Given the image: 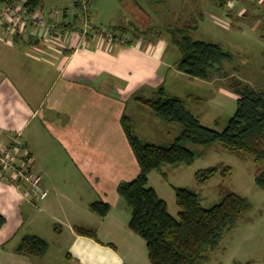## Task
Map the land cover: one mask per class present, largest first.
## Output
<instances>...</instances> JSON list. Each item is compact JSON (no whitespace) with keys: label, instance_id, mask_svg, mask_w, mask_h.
Returning a JSON list of instances; mask_svg holds the SVG:
<instances>
[{"label":"crops","instance_id":"1","mask_svg":"<svg viewBox=\"0 0 264 264\" xmlns=\"http://www.w3.org/2000/svg\"><path fill=\"white\" fill-rule=\"evenodd\" d=\"M37 1L47 12L61 8L52 7L55 1L65 10L75 4V0ZM229 2L222 0L219 6L228 9ZM115 31L126 42L111 45L92 37L74 50L0 28V147L19 137L48 191L47 198L38 200L26 185L0 179V216L5 218L0 264H152L146 241L130 228L132 210L118 192L122 182L136 179L141 171L124 116L133 127L138 125V133L156 124L170 133L167 126L173 124L137 100L153 98L161 87L188 108L186 99L195 102L189 109L204 125L220 119L219 108L202 110L203 97L169 93L165 67L185 83L209 78L192 77L167 61L166 43L131 34L125 26ZM158 193L178 219L179 206H171ZM97 201L111 205L107 216L93 210ZM77 228L95 231L97 239L78 233ZM29 235L49 243L44 256L17 251ZM63 238L68 240L59 242L62 250L50 244Z\"/></svg>","mask_w":264,"mask_h":264},{"label":"rangeland","instance_id":"2","mask_svg":"<svg viewBox=\"0 0 264 264\" xmlns=\"http://www.w3.org/2000/svg\"><path fill=\"white\" fill-rule=\"evenodd\" d=\"M229 1L230 9L219 6L222 0H92V21L105 31L115 32V27L125 26L131 34L140 33L156 43H166V60L175 65L182 57L180 48L173 42L171 31L175 29L194 27L191 35L195 40L218 44L230 53L232 58L212 69L203 83L192 79L185 83L167 67L162 71L170 94L203 97L202 110L211 112L219 108L220 119L205 126L223 131L238 108L239 96L233 84L241 81L257 90L264 89V0ZM52 7L63 6L55 1ZM186 100L189 108H194L195 102ZM137 126L132 129L139 139L156 145L171 144L182 130L179 124L167 126L171 127L170 133L159 124L149 125L143 130L149 136L144 137L142 130L137 132ZM188 146L197 154L195 162L164 166L162 173L153 174L150 187L166 196L176 208L174 187L196 192L205 208L218 204L229 191L245 198L249 209L219 247L207 254L203 264H264V189L257 183L264 163L255 162L249 154L230 152L220 143ZM213 167H218L219 172L208 182L200 183L197 173ZM226 167L232 169L227 177L222 174ZM53 240L50 244L62 250L58 248L59 242L68 239Z\"/></svg>","mask_w":264,"mask_h":264},{"label":"trees","instance_id":"3","mask_svg":"<svg viewBox=\"0 0 264 264\" xmlns=\"http://www.w3.org/2000/svg\"><path fill=\"white\" fill-rule=\"evenodd\" d=\"M12 1L0 0V7ZM30 4L34 9L39 6L37 0ZM64 11L66 20L63 26L70 27L66 22L73 21L71 10ZM193 29L171 31L174 43L182 53L177 67L192 77L208 79L212 69L232 56L218 44L195 40L191 35ZM233 89L239 96L238 108L223 131L205 126L184 100L169 97L164 87L159 88L153 98L137 97L142 106L153 111L165 123L181 126V133L169 145L142 142L134 133L130 119L124 116L125 132L141 171L136 179L122 182L118 192L132 210L130 228L146 241L152 264H203L207 254L219 247L224 236L249 209L248 201L231 191L226 192L215 206L205 208L196 192L174 187L180 208L177 219L171 214L168 203L150 187L152 172L162 173L167 165H192L195 162L197 154L188 146L190 143L202 146L220 143L230 152L249 154L255 162L264 163V89L257 90L241 81L235 82ZM231 170L226 167L222 174L227 177ZM218 172V167L208 168L199 171L196 177L200 183H206ZM257 183L264 189V170L258 175ZM92 208L105 217L111 205L97 201ZM4 223L5 218L0 216V229ZM77 232L97 239L95 231L77 228ZM48 250L49 243L34 235L26 236L17 249L31 257L44 256Z\"/></svg>","mask_w":264,"mask_h":264},{"label":"built area","instance_id":"4","mask_svg":"<svg viewBox=\"0 0 264 264\" xmlns=\"http://www.w3.org/2000/svg\"><path fill=\"white\" fill-rule=\"evenodd\" d=\"M32 1L13 0L0 8V28L7 29L10 35L21 33L44 44L66 45L74 50L81 48L92 37L111 45L126 42V39L118 37L116 33L105 31L93 23L90 0H75L70 12L74 22H66L70 27L63 26L66 20L64 9L55 8L49 12L39 6L34 9L30 4ZM32 165L29 152L25 150L19 137L0 147V179L17 186L26 185L36 199L43 200L47 198L48 191L43 186V177L33 171Z\"/></svg>","mask_w":264,"mask_h":264}]
</instances>
